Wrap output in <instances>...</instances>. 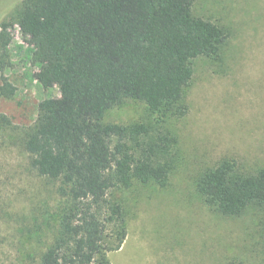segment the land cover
Instances as JSON below:
<instances>
[{"label": "trees", "instance_id": "obj_1", "mask_svg": "<svg viewBox=\"0 0 264 264\" xmlns=\"http://www.w3.org/2000/svg\"><path fill=\"white\" fill-rule=\"evenodd\" d=\"M195 1L19 0L12 5L17 24L36 47L38 83L59 91L58 98L38 104L35 122L21 132L20 145L32 167L61 183L59 225L36 264H110L108 253L120 249L127 222L122 204L109 201L108 193L134 183L167 184L177 139L163 124L187 112L184 96L193 61L219 56L229 38L224 27L194 15ZM2 22L4 94L12 36ZM125 100L144 104L155 123H104L106 112ZM195 188L222 217L264 208V169L241 172L231 159L201 173Z\"/></svg>", "mask_w": 264, "mask_h": 264}, {"label": "rangeland", "instance_id": "obj_2", "mask_svg": "<svg viewBox=\"0 0 264 264\" xmlns=\"http://www.w3.org/2000/svg\"><path fill=\"white\" fill-rule=\"evenodd\" d=\"M18 1L0 0V15L8 9L0 23L12 36L0 92V264H36L53 241L62 202L60 181L40 176L20 145L38 104L59 91L37 81L36 47L13 15ZM193 13L224 27L229 38L219 56L193 61L187 112L163 124L177 139L167 184L134 183L108 193L127 222L120 249L108 253L110 264H264V208L222 217L195 188L199 175L225 158L241 172L264 169V0H196ZM103 122L154 124L155 116L125 100Z\"/></svg>", "mask_w": 264, "mask_h": 264}]
</instances>
